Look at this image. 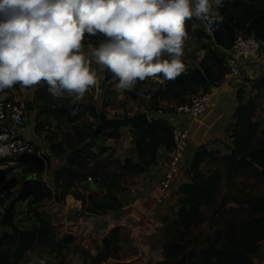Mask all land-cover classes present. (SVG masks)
<instances>
[{"label":"rangeland","instance_id":"1","mask_svg":"<svg viewBox=\"0 0 264 264\" xmlns=\"http://www.w3.org/2000/svg\"><path fill=\"white\" fill-rule=\"evenodd\" d=\"M185 23L186 28L191 24L193 32H197L196 30L200 29L202 24V22L194 18L186 20ZM89 37L91 39H87ZM92 37L99 38V41L103 39V35L100 33L92 35ZM92 37L85 33L82 43L97 44ZM199 38H202V40L199 41ZM204 43L205 38L201 34H188L183 45L184 54H187L192 62H195L196 59L200 60L202 56L205 57L207 54ZM261 62L253 63V66H250L252 68L255 66L256 68L259 65L260 69L258 68V71L260 73L252 70L250 77L245 78L244 73V76L235 78L230 82V86L236 90L237 97L241 94L244 101H248L258 94L254 89V84L258 77L264 75V62ZM103 68L107 69L105 66ZM101 76L102 83H100V87L103 86L101 89L105 90L102 92L104 99L101 107L96 109L87 103H83L79 107L75 105L72 110V114L76 116L75 120L70 121L63 117L65 122L59 128L56 120L46 117L41 118L39 122L44 124L42 126L44 130L40 134L43 133V135L41 134L39 137L25 135L26 131L24 129L21 131V137L35 143L40 150L46 152L50 145V139H53L58 144L71 135V139L76 141L78 133L75 127H77L84 134H88L91 137L81 145V148L86 147L90 152H93V157L97 156L88 160V166L84 171L85 174L95 169L98 162H100L103 165L100 168L105 169V172L108 173L107 179L92 176L86 180L65 182L57 174L62 170V166H60L62 158H55L56 160L54 159L53 161L48 159L47 171H45V165L34 166L26 158H19L13 165L5 164L0 167V174H2L0 186L15 183L14 187L4 192L2 196L6 200L7 205L16 200L20 190L15 180L21 183V179L30 178L33 173L42 178L44 182H40L51 186L53 193L60 197L58 202L55 199L44 200L37 205L38 211L43 213L54 224L53 233L47 242L40 243L30 250L19 264H31L34 257L44 258L48 264H100L102 261L112 264L115 258L122 260L130 257L128 235L125 232L120 233L121 242H119L120 244L116 250L112 251L113 248H111V250L99 252L98 255L96 251H92L85 246L87 241L83 234L80 235L78 232L80 217L92 219L100 218L101 216H117L122 210L128 209L134 198L144 194L145 186L143 187L142 185H146L147 182L150 183L151 181V174L148 168H146L147 170L145 169L147 173L144 174L146 171L138 172L136 169L127 167L138 162V154L135 150V144L132 142L135 128L132 126H120L116 129H110L105 128L104 124L107 119L125 118L126 116H134L142 112L148 113L151 120L162 119V114L168 115L172 113V106L175 101H163L157 104L153 100L152 95L156 90V85L160 83L157 75L145 78L142 81L138 80L132 88L125 90H118L115 87L116 80L113 79V73L110 71L107 72V76H110L109 79H106V73ZM108 80H110V83H107ZM9 94L11 96L6 100L18 101L26 105V102L19 98V91ZM216 96H218V93H216ZM253 120L260 122L259 131L255 136L254 142L257 145H264V94L257 102V110ZM235 121L236 117L234 115V120L229 123L226 130L223 127V130L219 132L220 135L214 133V137L210 140L212 146L210 142L202 146L204 150H211V154H213L212 157L209 156L205 160L202 165L203 170L206 173L218 170L222 175V181L217 192V203L212 207L204 208L202 221L185 231L183 239L189 248L183 256L190 258L187 264H195L196 259L201 254V250L207 247L209 242H217V245L222 248L227 242L226 238L229 233L241 234L245 230L246 223L251 220L253 215L250 203L255 197L264 195V177L258 178L249 170L244 173L239 172L227 175V162L222 158L225 154L231 153L233 149L232 132ZM33 122L39 123L37 118L34 119L28 113L22 127ZM113 132H115V137H110ZM43 138L46 140H43ZM69 152L73 154V151ZM3 163L0 160V164ZM15 167L20 168L17 171L21 173L18 179L13 178L14 172L16 173V171H13ZM178 182L175 186L176 189L179 186ZM178 195L180 196L178 193L174 197L175 200L178 199L176 198L179 197ZM174 205H169L172 215H174ZM15 207L14 219L17 226L20 229H31L37 223V220L29 212L27 202L16 201ZM0 212L3 214V209H0ZM111 220L114 221V218H111ZM170 220L168 222H171ZM113 221L107 224L106 227L110 228L114 224ZM169 225L168 223L167 226ZM7 230L8 228L0 223V237ZM102 230L104 231V228ZM74 232L81 236L82 239L80 241H75L77 236L71 234ZM103 235L106 238L109 233H104ZM66 237H72L73 239L68 243L65 240ZM168 237L170 238L165 231V240ZM263 243L264 240L261 245ZM54 245H58V248ZM221 251L222 253L215 258L214 264H225L228 253ZM109 257L113 259L108 260ZM256 257V255H253V262Z\"/></svg>","mask_w":264,"mask_h":264},{"label":"trees","instance_id":"2","mask_svg":"<svg viewBox=\"0 0 264 264\" xmlns=\"http://www.w3.org/2000/svg\"><path fill=\"white\" fill-rule=\"evenodd\" d=\"M219 12L223 20L220 26L212 31L202 29L193 32L191 24L186 28L188 34L197 33L205 38L204 48L207 49V54L197 68L185 69L175 79H167L164 83H158L152 95L157 104L163 101H175V104H180L190 100L200 91L219 84L226 71L225 50L232 48L238 34H253L264 42V0H222ZM200 40L202 38H199ZM20 86L18 82L11 88L0 90V92L13 93L18 91ZM254 89L258 94L248 101H244L241 94L238 95L239 105L235 111L236 121L232 132L233 149L231 153L225 154L222 158L227 162V175L244 173L249 170L258 178L264 177V145H257L254 142L260 122L253 120L257 102L264 94V75L258 77ZM52 97L53 95L47 91V85L36 94L35 104L39 109L38 122L40 118H52L57 121L60 128L65 122L63 117L70 121L76 119L67 106L55 105ZM42 126H44L43 123L36 124L35 131L40 133L44 130ZM134 128L132 142L135 144L138 162L127 167L142 172L156 163L160 149L171 146L172 134L168 123L163 118L149 119ZM75 129L78 133L77 140L73 141L70 135L62 142L66 143L67 148L62 143L51 146V155L55 157L67 154L68 149L74 150L68 158V166L57 173L58 177L68 183L81 179L86 180L92 176L107 179L108 173L100 168L103 166L100 162L95 169L85 174L88 160L97 156L93 157V152H90L88 148H81V145L91 137L77 127ZM110 137H115V132L111 133ZM209 156L212 157L213 154L207 150L197 153L188 170L190 181L183 183L179 188L180 207L169 222L170 225L167 226V235L170 238H167L165 245V260L170 264L189 263L190 258L183 256L189 248L183 239L185 231L202 221L204 208L212 207L218 201L217 192L222 181L221 173L213 170L206 174L200 166ZM24 158L34 166L39 164L44 166L38 158L23 156L22 159ZM15 181L20 184L21 188L16 200L8 205L2 196L4 192L12 189L15 183L0 186V209L4 211L3 214L0 212V223L8 228L0 237V264H19L36 245L45 243L51 238L54 224L38 211L37 205L44 200L55 199L56 202L60 200V197L55 195L53 190L43 182L29 177L21 179V183ZM16 201H26L29 212L37 220L31 229H20L15 223ZM250 205L253 215L246 223L245 230L241 234L229 233L226 238L227 242L222 248L217 245V242H209L208 246L201 250L195 264H214L215 258L222 253L221 250L228 253L225 264H253V255L259 251L264 240V195L255 197ZM72 239V237L65 238L68 243ZM56 247L58 248V245Z\"/></svg>","mask_w":264,"mask_h":264},{"label":"clouds","instance_id":"3","mask_svg":"<svg viewBox=\"0 0 264 264\" xmlns=\"http://www.w3.org/2000/svg\"><path fill=\"white\" fill-rule=\"evenodd\" d=\"M222 0H0V90L14 84L47 85L53 96L81 100L96 83L86 57L105 66L118 90L157 74L175 79L185 70L186 20L205 31L220 26ZM85 33L103 35L83 51ZM3 113H0V118ZM0 132V156L7 155ZM31 264H46L34 257Z\"/></svg>","mask_w":264,"mask_h":264},{"label":"crops","instance_id":"4","mask_svg":"<svg viewBox=\"0 0 264 264\" xmlns=\"http://www.w3.org/2000/svg\"><path fill=\"white\" fill-rule=\"evenodd\" d=\"M201 29H205L203 23L201 24V28L197 29L196 31H200ZM92 38H94L93 40L98 43L99 38ZM87 39L91 38L89 37ZM82 44L84 45V48L82 50L87 52V46L92 43L89 42L88 44ZM226 54L227 56H230L231 52H227ZM262 55V57L250 60L248 62V71L245 72V78L250 77L253 71L256 73H260L258 71V68L260 69L259 65H257L256 68L254 66L255 69L250 66H253V63H259L261 61L264 62V54ZM86 58L90 61L89 66L95 69L97 78L96 83L90 86L89 90L86 91L84 97L76 102H73L72 98L66 93L52 97V101L55 105L67 106L71 114L75 105L79 107L82 106L83 103H87L93 106V108L97 109L101 107L103 103L104 98L102 96V92H104L105 90L101 89L103 86L100 87V83H102L101 75L106 73L107 76V72L109 71L108 69L103 68V65L98 64L93 57ZM182 59L185 62V69H195L204 61L205 57L202 56L200 60L196 59L195 62H192L191 58L188 57L187 54H184ZM157 76L159 78L158 81L160 83H164L163 81L166 82L167 79H163L160 74H157ZM109 78L110 76H107L106 79ZM107 83H110V80H108ZM220 83H222V81ZM45 86L46 84L40 82L34 87L20 86V89L18 90L20 93L19 98L22 99L23 102H26L28 113L32 115L34 119H36L39 114V109L35 104V96ZM220 90L221 92H219ZM216 93H218V96H216ZM10 96L11 95L9 93L0 92V100L9 99ZM238 105L239 99L236 95V90L232 86H230V84H224L220 86L218 91L215 92V94L213 95L212 106L210 107V109L203 115H201L197 120H195L192 125V135L189 140L187 151L184 154V158L180 163V173L177 177V181H179V186L182 182L187 183L190 181L188 170L190 169V166L193 160L195 159L197 153H200L202 150H204L202 146L212 140V137H214V133L220 135V130H223V127L226 130L229 123H232ZM162 115L163 119L170 120L171 122H177L176 118L171 114ZM156 116L158 115L156 114ZM24 129L26 131L25 135H34L36 137H39L41 134L43 135V133H38V135L35 131V122H33L32 124L29 123V125L26 126L24 125L23 130ZM43 140L46 139L43 138ZM56 143L57 142H54L53 139H50V145L45 152L46 157L52 161L55 158H62V160H60V166H62V168H64V166L67 167L68 158L72 154L69 151L74 152V150L68 149L67 154L63 155L62 157L52 156L51 146L52 144ZM210 144L212 146V142H210ZM63 146L67 148L66 143H64ZM207 151L211 152V150ZM165 158L166 150L165 148H162L157 153L156 163L148 168L151 174V181L150 183L147 182L146 185H142L143 187L145 186L144 194H142L140 197L134 198L128 209L122 210L117 216H99L100 218L92 219L80 217V220L78 221V232L80 235L83 234V236L85 237L87 241L85 246L87 248L92 251H96L97 255L99 252L108 251L111 250V248H113L112 251H114V249L116 250L118 248L120 244L119 242H121L120 233L125 232V234L128 235V247L130 251V257L124 258L122 260L119 258L113 259L109 257L108 260L113 259L112 264H170L165 260V245L167 241L165 240V231L167 234V225L169 223L168 220L172 219V217H174L177 211L179 210L180 196L178 195L179 197H176L178 198L176 200L174 199V197L177 196L180 187L178 186L177 189L175 187V189L173 190V195L170 199L159 203L158 197L160 194V177L162 170V162ZM0 160L4 162L3 164H0V167L8 163V161H4L2 159ZM204 163L205 161H203L200 166L201 170L206 173L202 168V165ZM19 169V167H15L13 171H18ZM146 173L147 171L144 172V174ZM149 185H151V187H149ZM17 187L20 189V184H18ZM49 187L51 188V186ZM169 205H174V215H172L171 213L172 210H169ZM111 218H114V221L111 220ZM111 221H113L114 224H112L110 228L106 227V225L110 224ZM103 228L104 231L102 230ZM104 233H109V236H106V238H104ZM71 234L77 236L75 241H80V239H82L81 236L77 235L75 232ZM256 256L257 257L254 260L253 264H264V243L260 246L259 251L256 253ZM100 264L108 263L106 261H102V263Z\"/></svg>","mask_w":264,"mask_h":264},{"label":"built area","instance_id":"5","mask_svg":"<svg viewBox=\"0 0 264 264\" xmlns=\"http://www.w3.org/2000/svg\"><path fill=\"white\" fill-rule=\"evenodd\" d=\"M227 52H231L230 56H227ZM263 52L264 42L257 36L247 33L238 34L232 48L225 50L224 65L226 71L222 83L210 86L190 100L172 106L171 115L176 118L177 122L164 119L171 130L172 144L170 147L165 148L166 158L162 162L159 203L170 199L173 195L177 177L180 173V163L187 151L194 121L210 109L213 95L219 87L230 84L235 78L244 76V73L248 71V62L260 58ZM0 113H3V117L0 118V132L8 133V139L3 143H10L12 146L9 153L0 156V159L8 161L7 164L9 165H13L16 160L23 156L38 158L44 163L45 171H47L48 158L46 153L40 150L35 143L21 137L22 126L28 113L27 105L18 101L0 100ZM11 122L13 127L9 125ZM19 175L21 173L16 171L13 178L18 179ZM30 178L44 182L35 173Z\"/></svg>","mask_w":264,"mask_h":264},{"label":"water","instance_id":"6","mask_svg":"<svg viewBox=\"0 0 264 264\" xmlns=\"http://www.w3.org/2000/svg\"><path fill=\"white\" fill-rule=\"evenodd\" d=\"M149 121V115L146 112H142L140 114L134 116H126L125 118H116L109 119L105 122V128L116 129L120 126H132L135 127L141 123ZM10 127H13V123L11 122Z\"/></svg>","mask_w":264,"mask_h":264}]
</instances>
